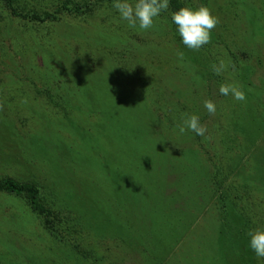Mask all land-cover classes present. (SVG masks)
Returning a JSON list of instances; mask_svg holds the SVG:
<instances>
[{
  "label": "rangeland",
  "instance_id": "rangeland-1",
  "mask_svg": "<svg viewBox=\"0 0 264 264\" xmlns=\"http://www.w3.org/2000/svg\"><path fill=\"white\" fill-rule=\"evenodd\" d=\"M64 1L30 8L53 13ZM191 1L220 21L199 51L183 45L170 10L142 30L115 8L42 25L0 3V179L35 170L60 206L45 226L8 205L12 220L11 200L0 198V264H80L63 255L70 228L56 222L67 213L86 222L88 210L128 238L119 243L128 252H101L102 264L173 250L178 264H264L248 236L264 230V0ZM221 60L235 71L215 75ZM224 83L245 100L221 95ZM50 98L65 112H51ZM188 115L204 136L180 134Z\"/></svg>",
  "mask_w": 264,
  "mask_h": 264
},
{
  "label": "trees",
  "instance_id": "trees-1",
  "mask_svg": "<svg viewBox=\"0 0 264 264\" xmlns=\"http://www.w3.org/2000/svg\"><path fill=\"white\" fill-rule=\"evenodd\" d=\"M132 1L135 0H129V2ZM0 3L4 5L3 10H6L14 18L29 20L34 24L42 25L59 24L61 16L68 17L69 19L78 18L82 16L83 12L89 11L91 8H94L95 10L103 9V11H108L114 8V0H83V2L67 0L62 2L59 9L53 13H38V11L31 10V0H0ZM181 7H189L195 10L191 0H169L168 10H170L169 13L171 15ZM162 13H164V11H162ZM162 13H160V16ZM2 28V19L0 17V32H2ZM101 51L102 53H106V49H102ZM65 110V105L63 103L59 100L57 102L52 101L50 98L51 112L58 115V113H64ZM109 147L113 152H115V148L118 151L117 145H111ZM113 160L118 161L119 158L114 157ZM38 176L37 172L33 170L31 174L21 176V180L9 177L1 178L0 197H7L10 199L11 201H8L9 206H12L13 204L14 207H20L24 213H27L32 217L34 222L36 221L38 224L41 223L42 225L49 226L50 219L54 220L55 218H58L60 206L58 205L57 193L54 188L49 184H46ZM15 211L18 212L16 208ZM7 214L12 220L15 219V213L11 214L7 212ZM87 215L86 222H83L81 217L77 219L75 216L69 215L68 213L64 216L66 219H60L56 222L57 224L70 228L69 232L63 230L67 238L70 237V242L67 243L63 255L71 257L80 264H102L103 254L101 252L114 250V258L116 256L119 257L120 252H128L125 249H120L119 243L125 244L128 241V238L125 236H119L117 225H108L107 217L97 216L95 211L88 210V212L85 213V216ZM68 219H72V223H70V220L67 221ZM100 220H104L103 224L99 222ZM83 227H86L85 230L88 231H84ZM55 229L56 231H60L61 228L56 227ZM70 232L72 235H69ZM139 232L142 234L141 231ZM161 236H157V239H154V241H156L159 246H164L165 244L162 239H160ZM87 238L89 241H87ZM72 239L75 241L72 242ZM145 246L150 247L147 242H145ZM177 253L175 250L166 251L159 256V260L158 257H155L153 258V261H151L152 258L148 259L143 254L142 261L143 264H155V260H157L158 263L159 261H166L164 264H178L180 261L184 262L185 258L180 255L182 257L180 259ZM112 262H115V260L113 259ZM121 263L122 261L120 264Z\"/></svg>",
  "mask_w": 264,
  "mask_h": 264
},
{
  "label": "clouds",
  "instance_id": "clouds-1",
  "mask_svg": "<svg viewBox=\"0 0 264 264\" xmlns=\"http://www.w3.org/2000/svg\"><path fill=\"white\" fill-rule=\"evenodd\" d=\"M113 7L119 13L121 19L128 22L132 27L139 26L142 30L150 29L153 26L154 18L162 11L169 8V0H136L130 3L129 0H114ZM172 22L177 26L178 34L183 45L192 51H199L211 42V32L219 24V18L214 16L206 6H200L193 10L189 7H181L172 13ZM183 59V53L180 54ZM231 66L235 71V65H226L223 60L218 64H212L211 70L215 75H220ZM219 93L223 96L231 95L237 101L245 100V93L240 87L234 84L224 83L219 86ZM204 108L209 114H215L216 105L211 100L204 101ZM190 130L198 136H204L207 128L200 123L197 115H188L179 127L180 134ZM7 198V197H0ZM8 199V198H7ZM8 206V203L6 204ZM12 206H14L12 204ZM11 214L15 211L8 206ZM24 236H31L26 235ZM250 237L249 247L257 257L264 258V230L256 229L248 233ZM31 237L25 239L29 240Z\"/></svg>",
  "mask_w": 264,
  "mask_h": 264
}]
</instances>
